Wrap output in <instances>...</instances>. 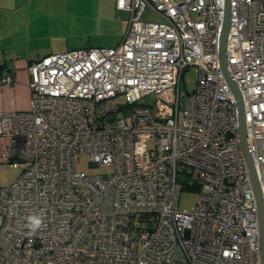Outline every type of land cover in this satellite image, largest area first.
Instances as JSON below:
<instances>
[{"label": "built area", "instance_id": "2783aa9c", "mask_svg": "<svg viewBox=\"0 0 264 264\" xmlns=\"http://www.w3.org/2000/svg\"><path fill=\"white\" fill-rule=\"evenodd\" d=\"M224 6L115 0L128 12L115 45L26 64L29 107L0 111V165L22 169L0 187V264H261L236 98L219 61ZM225 57L264 195V0H229ZM79 152L110 171L75 169ZM183 187L198 191L190 209L177 206ZM30 215L42 220L35 231Z\"/></svg>", "mask_w": 264, "mask_h": 264}, {"label": "rangeland", "instance_id": "374dc122", "mask_svg": "<svg viewBox=\"0 0 264 264\" xmlns=\"http://www.w3.org/2000/svg\"><path fill=\"white\" fill-rule=\"evenodd\" d=\"M49 19L55 21L52 37L57 45L68 47L113 46L121 38L128 18V12L117 9L114 0H53ZM66 47V48H68ZM194 67L188 66L182 72V85L191 90L194 86ZM163 97L165 94L162 95ZM86 153H75L73 167L86 173H107L108 165L89 166ZM22 171L20 166L0 165V187L7 186ZM181 174L180 178H185ZM198 191L183 187L178 195L177 206L190 209Z\"/></svg>", "mask_w": 264, "mask_h": 264}, {"label": "crops", "instance_id": "0c3cea01", "mask_svg": "<svg viewBox=\"0 0 264 264\" xmlns=\"http://www.w3.org/2000/svg\"><path fill=\"white\" fill-rule=\"evenodd\" d=\"M52 4L53 0H0V76L12 73L10 83L0 80V111L27 109L30 89L26 64L68 47L57 45L52 37L56 21L49 19Z\"/></svg>", "mask_w": 264, "mask_h": 264}, {"label": "water", "instance_id": "95a60500", "mask_svg": "<svg viewBox=\"0 0 264 264\" xmlns=\"http://www.w3.org/2000/svg\"><path fill=\"white\" fill-rule=\"evenodd\" d=\"M228 29H229V0H225L222 29H221V35L219 41V61H220L221 69L223 70L224 75L231 89L233 90L236 98V105L238 111L237 115H238L239 143L246 160L249 178L256 199L258 223H259L260 263L264 264V195H262L260 183L257 179L256 171L249 151V145L246 135L244 115H243V101L238 88L236 87L234 81L229 76L225 67V63H226L225 44L227 40Z\"/></svg>", "mask_w": 264, "mask_h": 264}, {"label": "clouds", "instance_id": "9594fccd", "mask_svg": "<svg viewBox=\"0 0 264 264\" xmlns=\"http://www.w3.org/2000/svg\"><path fill=\"white\" fill-rule=\"evenodd\" d=\"M28 220V226L35 231L37 228L41 226L42 220L40 217L36 215H30L27 217Z\"/></svg>", "mask_w": 264, "mask_h": 264}, {"label": "trees", "instance_id": "16d2710c", "mask_svg": "<svg viewBox=\"0 0 264 264\" xmlns=\"http://www.w3.org/2000/svg\"><path fill=\"white\" fill-rule=\"evenodd\" d=\"M115 1V0H114ZM3 68V65H0V71H1V69ZM7 73H9V72H7ZM6 73V74H7ZM9 74H11V76H12V73H9ZM1 77V76H0ZM2 78V77H1ZM1 78H0V80H1ZM2 82V81H1Z\"/></svg>", "mask_w": 264, "mask_h": 264}]
</instances>
